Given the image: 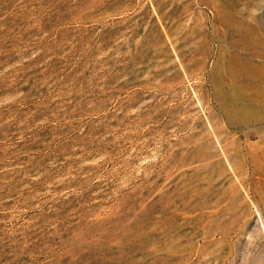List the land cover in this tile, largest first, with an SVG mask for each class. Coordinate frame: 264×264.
Masks as SVG:
<instances>
[{"label":"rangeland","instance_id":"rangeland-1","mask_svg":"<svg viewBox=\"0 0 264 264\" xmlns=\"http://www.w3.org/2000/svg\"><path fill=\"white\" fill-rule=\"evenodd\" d=\"M0 264H264V0H0Z\"/></svg>","mask_w":264,"mask_h":264}]
</instances>
